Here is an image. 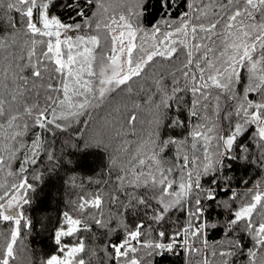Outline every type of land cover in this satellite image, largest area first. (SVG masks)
I'll list each match as a JSON object with an SVG mask.
<instances>
[{
	"label": "snow or ice",
	"instance_id": "snow-or-ice-1",
	"mask_svg": "<svg viewBox=\"0 0 264 264\" xmlns=\"http://www.w3.org/2000/svg\"><path fill=\"white\" fill-rule=\"evenodd\" d=\"M123 2L117 16L110 0H64L72 23L55 14L59 0L6 5L19 13V28L13 18L14 31L0 36V174L12 178L0 181V222L11 223L7 235L0 228V264H11L22 226L31 227L23 207L36 188L27 173L44 155L49 164L62 162L46 134L87 126L113 94L130 96L148 80L155 127L109 153L105 188L80 195L79 216L63 213L54 236L59 254L44 264H91L84 254L97 251L81 235L92 230L89 217L108 234L123 232L107 240L100 264H152L177 248L185 264H238L244 249L247 264H264V178L241 193L229 174L233 162L264 169V0H160L164 16L147 27V0ZM185 4L189 11L173 21L170 14ZM173 104L187 111V121L169 118ZM135 121L131 116L133 128ZM165 121L185 132L161 139ZM83 147L108 151L110 143L92 134ZM211 205L227 215L213 218ZM209 231L221 235L210 241Z\"/></svg>",
	"mask_w": 264,
	"mask_h": 264
},
{
	"label": "trees",
	"instance_id": "trees-1",
	"mask_svg": "<svg viewBox=\"0 0 264 264\" xmlns=\"http://www.w3.org/2000/svg\"><path fill=\"white\" fill-rule=\"evenodd\" d=\"M9 2H14V0H3L5 7L0 8V36L3 37H7L9 33L14 31L12 27L13 18L16 19V26L19 28V13L14 10L11 13L7 12L6 5ZM67 2L70 3L71 0H67ZM62 3H64V0H59L55 14L59 15L65 23H72L73 21L69 17L74 15V11L66 7H60ZM110 4L111 9L117 16L125 11L123 0H110ZM187 11L189 10L186 4L177 7L170 14V18L173 21H178V17ZM162 16H164V13L162 12L160 0H147L141 18L142 25L147 27L150 23L160 21ZM75 34L70 33L73 36ZM159 67L157 65V68ZM161 71L164 70L161 69ZM150 90L154 91L151 80L147 82L138 81L133 85V92L130 96L123 94L121 97L113 94L114 98L108 104L92 113L87 126L81 123L74 125L68 131H57L55 136L51 133L46 134L49 140V149L54 152L57 160L62 162L57 165V161L54 160L49 164L47 156L44 155L36 166L38 170L33 172L30 169L27 173L29 183L36 188L34 193L29 192L32 203L23 207V213L30 218L31 227L24 228L22 226V239L18 241V246L15 249V259L11 261V264H44L46 258L59 254L54 236L63 224V213L68 212L74 216H79V213L74 210V204L79 200L80 195H88L97 189H104L106 182L109 180V153H115L121 145H124L125 138L129 141H136L141 136L146 138L148 131L155 127V109L148 103ZM253 98L255 99V96ZM190 99L189 96L188 100L190 101ZM41 103H43V92H41ZM168 111L169 118L179 116L187 121V111L183 107L177 109L176 105L173 104ZM131 116H136L134 128L130 122ZM84 119L88 120L87 117ZM122 127L123 132H121ZM184 132L185 129L168 126V121H165L160 127L161 139L180 136ZM92 134L103 136L105 141L110 143L109 150L105 151L102 147L85 149L83 147L84 140ZM31 138L30 134L27 139L31 140ZM173 151L170 148L165 155L172 156ZM69 159L72 164L66 163ZM229 174L232 176L231 187L243 193L246 188H251L258 180L264 178V169L255 165L233 162ZM34 175H42L41 180H34ZM4 179L9 182L12 181L11 177H6V173L0 174V181ZM245 181H248L247 185H245ZM108 191H111L110 185ZM108 207L109 205L105 204V209ZM206 210L211 213L213 218L218 213L221 216L227 215L223 214L222 210L216 209L215 205L208 206ZM180 219L183 221L184 217L180 216ZM88 223L91 225L92 230L83 232L81 235L89 249L95 248L98 255L97 257H90L89 250L86 251L84 257L86 260L91 258V264H100L105 256L103 247L107 240L111 238L113 242L118 241L123 237V232L108 234L105 229H101L92 223L91 217L88 218ZM0 228L7 235L10 233L11 223L0 222ZM207 235L211 241L218 239L221 234L218 232L213 235L209 231ZM64 239L66 243L75 242L73 238ZM241 241L246 247L252 246L250 238L244 234H241ZM3 243L4 241L0 239V245H3ZM181 252L182 249L177 248L176 254L156 255L153 257L152 264H185L186 255H181ZM242 252L243 254L237 258L238 264L239 261H244V264H247L246 249ZM0 254H2V247H0Z\"/></svg>",
	"mask_w": 264,
	"mask_h": 264
},
{
	"label": "rangeland",
	"instance_id": "rangeland-1",
	"mask_svg": "<svg viewBox=\"0 0 264 264\" xmlns=\"http://www.w3.org/2000/svg\"><path fill=\"white\" fill-rule=\"evenodd\" d=\"M175 22H177L178 23V21L176 20Z\"/></svg>",
	"mask_w": 264,
	"mask_h": 264
}]
</instances>
